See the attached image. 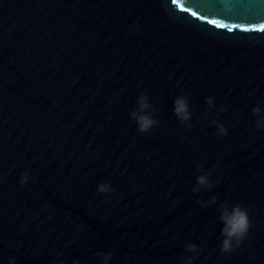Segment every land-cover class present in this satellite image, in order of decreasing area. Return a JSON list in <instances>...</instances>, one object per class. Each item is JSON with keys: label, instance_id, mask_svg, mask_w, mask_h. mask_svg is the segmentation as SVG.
<instances>
[{"label": "water", "instance_id": "95a60500", "mask_svg": "<svg viewBox=\"0 0 264 264\" xmlns=\"http://www.w3.org/2000/svg\"><path fill=\"white\" fill-rule=\"evenodd\" d=\"M261 117L264 0H0V264H264ZM237 204L252 227L222 253Z\"/></svg>", "mask_w": 264, "mask_h": 264}, {"label": "clouds", "instance_id": "9594fccd", "mask_svg": "<svg viewBox=\"0 0 264 264\" xmlns=\"http://www.w3.org/2000/svg\"><path fill=\"white\" fill-rule=\"evenodd\" d=\"M214 97L209 96L207 98L208 108L211 109L215 107ZM173 111L175 116L179 121L183 124H188V122L192 119V113L190 111V103L187 95H179L174 100ZM253 114L256 116H260L261 108L259 106L254 107L252 109ZM155 110L154 106L150 103V98L146 93H142L137 98V108L130 112L131 120L137 125V132L141 134L149 133L155 126H157L160 121L154 118ZM213 124H217L218 132L221 136L228 134V129L217 121H213ZM256 126L258 128L264 129V117L257 120ZM190 128L191 125L188 124ZM201 172L203 171V164L199 165V169ZM29 179V175L25 172L21 179V185L27 184ZM197 182L199 186H206L208 188L212 187V184L209 180L208 174L199 175L197 177ZM99 193H111L114 191V188L110 183H100L97 187ZM199 187L195 189V191H199ZM215 198L211 201V203H215ZM221 219L224 223V227L222 229V241H221V252L222 253H231L236 248H239L242 242L247 238L250 228L252 227V221L250 220L248 210L241 204L234 205L231 211L225 210ZM186 252L190 253H198L199 249L196 244H188L185 248ZM98 255L104 256L105 264L109 260L112 259L111 253H98ZM195 256H189L186 258V264H193V260ZM10 264H16L15 257L10 259ZM75 264H79V261H76Z\"/></svg>", "mask_w": 264, "mask_h": 264}]
</instances>
